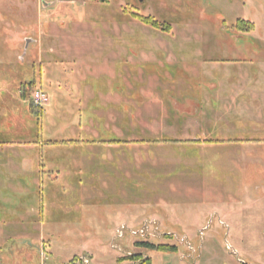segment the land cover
Returning <instances> with one entry per match:
<instances>
[{"label":"rangeland","instance_id":"obj_1","mask_svg":"<svg viewBox=\"0 0 264 264\" xmlns=\"http://www.w3.org/2000/svg\"><path fill=\"white\" fill-rule=\"evenodd\" d=\"M88 254L264 263V0H0V264Z\"/></svg>","mask_w":264,"mask_h":264},{"label":"built area","instance_id":"obj_2","mask_svg":"<svg viewBox=\"0 0 264 264\" xmlns=\"http://www.w3.org/2000/svg\"><path fill=\"white\" fill-rule=\"evenodd\" d=\"M45 95L41 91H36L32 95L33 104L36 107H43L45 104ZM160 224L155 218H149L143 220V222L138 227H132L126 223L120 222L114 229L111 240V247L119 252H123L121 247L115 242L116 239H122L125 235H128L131 242L134 240H146L149 236L156 237L159 235ZM171 239L179 241V243H186L188 249H192L190 244L187 242L186 236L178 237L175 233L163 232ZM162 233V234H163ZM202 233L200 232V237ZM161 237V236H160ZM127 253V252H126ZM129 253V252H128ZM89 264V259L86 256H80L74 262V264ZM264 264V263H261Z\"/></svg>","mask_w":264,"mask_h":264},{"label":"trees","instance_id":"obj_3","mask_svg":"<svg viewBox=\"0 0 264 264\" xmlns=\"http://www.w3.org/2000/svg\"><path fill=\"white\" fill-rule=\"evenodd\" d=\"M96 1L97 2H101V3H105V2H108L109 0H96ZM136 17H138V16L136 15ZM141 20L144 23L151 24L155 28H159V25H157V22H155L154 20H152L149 17H141ZM244 24H245V22L243 20H237V28H238V30H240V31H248L249 29L245 28ZM161 30L168 32L169 28L167 26L166 28H162ZM149 245L152 247L153 250H157V251L173 250V248L169 247L168 245H163V244H157V245L149 244ZM149 262H150V260L147 259V261L141 262V264H148Z\"/></svg>","mask_w":264,"mask_h":264},{"label":"crops","instance_id":"obj_4","mask_svg":"<svg viewBox=\"0 0 264 264\" xmlns=\"http://www.w3.org/2000/svg\"><path fill=\"white\" fill-rule=\"evenodd\" d=\"M44 246V245H43ZM84 256V255H83ZM122 255L120 254L119 256H116V261H114L113 263H111V264H129L128 262H126V261H121V260H119V258L121 257ZM86 257H88V259H89V264H91V261H92V257H91V255H87ZM76 260V259H75ZM75 260L73 261V262H75ZM240 262H242V261H239L238 263H240ZM81 264V263H80ZM148 264H152V260H151V257H150V262L148 263Z\"/></svg>","mask_w":264,"mask_h":264}]
</instances>
